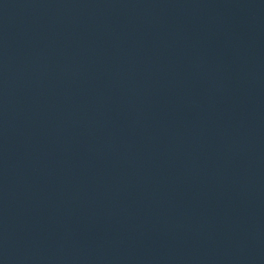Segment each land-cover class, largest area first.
<instances>
[{
  "label": "water",
  "instance_id": "obj_1",
  "mask_svg": "<svg viewBox=\"0 0 264 264\" xmlns=\"http://www.w3.org/2000/svg\"><path fill=\"white\" fill-rule=\"evenodd\" d=\"M0 264H264V0H0Z\"/></svg>",
  "mask_w": 264,
  "mask_h": 264
}]
</instances>
